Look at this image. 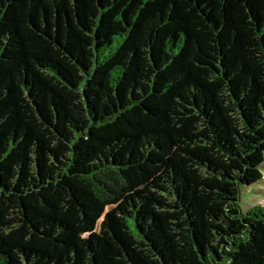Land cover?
Wrapping results in <instances>:
<instances>
[{"label":"trees","instance_id":"trees-1","mask_svg":"<svg viewBox=\"0 0 264 264\" xmlns=\"http://www.w3.org/2000/svg\"><path fill=\"white\" fill-rule=\"evenodd\" d=\"M264 0H0V264H264Z\"/></svg>","mask_w":264,"mask_h":264},{"label":"rangeland","instance_id":"rangeland-1","mask_svg":"<svg viewBox=\"0 0 264 264\" xmlns=\"http://www.w3.org/2000/svg\"><path fill=\"white\" fill-rule=\"evenodd\" d=\"M240 204L244 212L256 205L264 206V182L252 188H243Z\"/></svg>","mask_w":264,"mask_h":264}]
</instances>
